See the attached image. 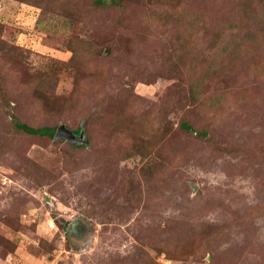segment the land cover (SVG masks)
I'll use <instances>...</instances> for the list:
<instances>
[{
	"label": "rangeland",
	"instance_id": "374dc122",
	"mask_svg": "<svg viewBox=\"0 0 264 264\" xmlns=\"http://www.w3.org/2000/svg\"><path fill=\"white\" fill-rule=\"evenodd\" d=\"M0 264H264V0H0Z\"/></svg>",
	"mask_w": 264,
	"mask_h": 264
},
{
	"label": "trees",
	"instance_id": "16d2710c",
	"mask_svg": "<svg viewBox=\"0 0 264 264\" xmlns=\"http://www.w3.org/2000/svg\"><path fill=\"white\" fill-rule=\"evenodd\" d=\"M17 129L22 130L25 133L31 134V135H37V136H47L49 138L53 137L55 134V129L50 127H40V128H33L26 126L24 124H16L15 125ZM184 128H187L186 125H184ZM79 131H74L73 134L78 135Z\"/></svg>",
	"mask_w": 264,
	"mask_h": 264
},
{
	"label": "water",
	"instance_id": "95a60500",
	"mask_svg": "<svg viewBox=\"0 0 264 264\" xmlns=\"http://www.w3.org/2000/svg\"><path fill=\"white\" fill-rule=\"evenodd\" d=\"M54 138H56V139H64V140H67V141L73 142V143H75V142L80 143L81 140H82V136L81 135H79L78 137H75L74 134H72L71 132H69L66 129H64L63 126H60L55 131Z\"/></svg>",
	"mask_w": 264,
	"mask_h": 264
}]
</instances>
